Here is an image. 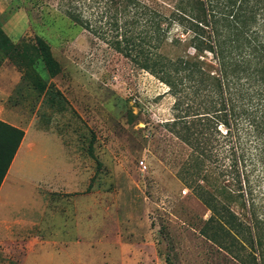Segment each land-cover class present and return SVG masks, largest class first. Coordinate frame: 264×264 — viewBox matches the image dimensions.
Returning a JSON list of instances; mask_svg holds the SVG:
<instances>
[{
  "label": "rangeland",
  "instance_id": "rangeland-1",
  "mask_svg": "<svg viewBox=\"0 0 264 264\" xmlns=\"http://www.w3.org/2000/svg\"><path fill=\"white\" fill-rule=\"evenodd\" d=\"M62 8L0 0L10 40L41 38L60 66L0 50V119L25 133L0 188V264H242L238 241L200 233L210 211L178 177L190 149L165 84Z\"/></svg>",
  "mask_w": 264,
  "mask_h": 264
},
{
  "label": "trees",
  "instance_id": "trees-1",
  "mask_svg": "<svg viewBox=\"0 0 264 264\" xmlns=\"http://www.w3.org/2000/svg\"><path fill=\"white\" fill-rule=\"evenodd\" d=\"M62 10L165 84L167 128L190 149L178 177L210 211L200 233L264 264V0H63ZM0 50L60 70L39 37L14 43L0 28ZM23 135L0 120V185Z\"/></svg>",
  "mask_w": 264,
  "mask_h": 264
},
{
  "label": "crops",
  "instance_id": "crops-1",
  "mask_svg": "<svg viewBox=\"0 0 264 264\" xmlns=\"http://www.w3.org/2000/svg\"><path fill=\"white\" fill-rule=\"evenodd\" d=\"M0 120L5 121L6 123H8V124H10V125H12V126H15V127L20 128L18 125L14 124V123H12V122L6 120V119H0ZM21 129H22V128H21ZM24 136H25V133H24V135H23V138H22L21 142L23 141ZM21 142H20V144H19V146H18V149L20 148ZM18 149H17V151H18ZM17 151H16V153H17ZM16 153H15V155H16ZM15 155H14V157H15ZM14 157H13V159H14ZM13 159H12V161H13ZM12 161H11V162H12ZM2 182H3V181H2ZM1 184H2V183H1ZM0 188H1V185H0Z\"/></svg>",
  "mask_w": 264,
  "mask_h": 264
}]
</instances>
